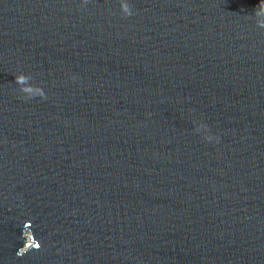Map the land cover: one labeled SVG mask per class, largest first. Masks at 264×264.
<instances>
[{"label":"water","instance_id":"obj_1","mask_svg":"<svg viewBox=\"0 0 264 264\" xmlns=\"http://www.w3.org/2000/svg\"><path fill=\"white\" fill-rule=\"evenodd\" d=\"M260 2L0 0V264H264Z\"/></svg>","mask_w":264,"mask_h":264},{"label":"clouds","instance_id":"obj_2","mask_svg":"<svg viewBox=\"0 0 264 264\" xmlns=\"http://www.w3.org/2000/svg\"><path fill=\"white\" fill-rule=\"evenodd\" d=\"M261 10H264V0H261V2L257 5ZM255 11V9H254ZM23 82V77H17L16 78V83H22ZM23 250H19L17 252V256L21 257L23 255Z\"/></svg>","mask_w":264,"mask_h":264}]
</instances>
